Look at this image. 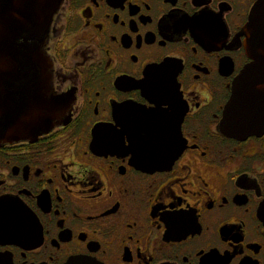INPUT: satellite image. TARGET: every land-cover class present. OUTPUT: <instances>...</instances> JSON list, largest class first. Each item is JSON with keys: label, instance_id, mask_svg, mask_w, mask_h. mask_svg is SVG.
<instances>
[{"label": "flooded vegetation", "instance_id": "af4514ba", "mask_svg": "<svg viewBox=\"0 0 264 264\" xmlns=\"http://www.w3.org/2000/svg\"><path fill=\"white\" fill-rule=\"evenodd\" d=\"M54 1L63 111L0 149V264H264V111L227 113L264 0Z\"/></svg>", "mask_w": 264, "mask_h": 264}, {"label": "water", "instance_id": "95a60500", "mask_svg": "<svg viewBox=\"0 0 264 264\" xmlns=\"http://www.w3.org/2000/svg\"><path fill=\"white\" fill-rule=\"evenodd\" d=\"M54 0H0V149L32 142L55 126L64 101L52 96V62L43 42ZM264 19L251 17L244 35L252 63L235 83L227 113L247 121L264 111ZM151 88L152 95L157 93ZM158 110H154L156 113ZM258 111V112H257ZM252 121V120H250ZM249 121V122H250ZM251 127L235 130L238 138ZM182 152V149H181ZM69 264H97L75 259Z\"/></svg>", "mask_w": 264, "mask_h": 264}]
</instances>
